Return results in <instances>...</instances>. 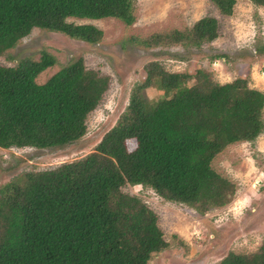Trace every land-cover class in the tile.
<instances>
[{
    "label": "trees",
    "instance_id": "obj_1",
    "mask_svg": "<svg viewBox=\"0 0 264 264\" xmlns=\"http://www.w3.org/2000/svg\"><path fill=\"white\" fill-rule=\"evenodd\" d=\"M250 1L264 7V0ZM211 2L223 16L233 15L236 0ZM134 12L135 0H0V56L34 29L97 44L100 29L69 19L131 23ZM219 32L218 20L205 17L152 45L201 48ZM49 66V61L0 66V148L52 149L86 135L87 118L110 79L79 59L37 84V75ZM145 73L94 153L25 173L0 189V264H149L169 245L157 214L124 194L126 185L149 188L199 215L231 202L235 184L212 165L229 146L253 143L264 133V92L243 78L219 84L207 71L170 73L157 62ZM147 90L163 96L151 100ZM129 140L139 147L129 152ZM217 264H264V241L253 254L229 253Z\"/></svg>",
    "mask_w": 264,
    "mask_h": 264
},
{
    "label": "rangeland",
    "instance_id": "obj_2",
    "mask_svg": "<svg viewBox=\"0 0 264 264\" xmlns=\"http://www.w3.org/2000/svg\"><path fill=\"white\" fill-rule=\"evenodd\" d=\"M134 16L131 23L118 19H69L76 25L100 29L102 39L97 44L34 29L0 56L3 67H16L22 61L33 65L49 61L50 66L35 79L40 85L79 59L87 70L110 79L101 103L87 118L86 135L81 140L52 149L0 148V189L25 173L52 170L94 153L103 137L116 126L132 90L144 81L145 68L152 62L170 73L204 70L219 84L243 78L251 88L264 92V51L258 53L264 47V7L250 0H236L233 15L226 17L211 0H135ZM205 17L219 22L220 37L212 44L201 48L152 45L159 43L160 38L167 42V34L173 31L190 30ZM214 55L225 58L214 61ZM239 68L246 70L240 73ZM147 95L157 100L163 92L147 90ZM126 144L129 152L139 147L137 140ZM212 166L235 184L236 193L227 206L205 215L167 202L149 188H122L124 194L140 198L157 214L169 245L153 254L149 264H217L229 253L248 255L259 250L264 241V133L253 143L229 146Z\"/></svg>",
    "mask_w": 264,
    "mask_h": 264
},
{
    "label": "water",
    "instance_id": "obj_3",
    "mask_svg": "<svg viewBox=\"0 0 264 264\" xmlns=\"http://www.w3.org/2000/svg\"><path fill=\"white\" fill-rule=\"evenodd\" d=\"M245 70H246V68H239V69H238V72H240V73H244Z\"/></svg>",
    "mask_w": 264,
    "mask_h": 264
},
{
    "label": "crops",
    "instance_id": "obj_4",
    "mask_svg": "<svg viewBox=\"0 0 264 264\" xmlns=\"http://www.w3.org/2000/svg\"><path fill=\"white\" fill-rule=\"evenodd\" d=\"M221 78H222V76H221Z\"/></svg>",
    "mask_w": 264,
    "mask_h": 264
}]
</instances>
